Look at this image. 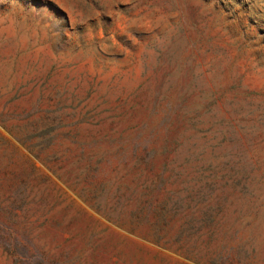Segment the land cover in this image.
<instances>
[{
  "label": "rangeland",
  "instance_id": "rangeland-1",
  "mask_svg": "<svg viewBox=\"0 0 264 264\" xmlns=\"http://www.w3.org/2000/svg\"><path fill=\"white\" fill-rule=\"evenodd\" d=\"M0 264H264V0H0Z\"/></svg>",
  "mask_w": 264,
  "mask_h": 264
}]
</instances>
